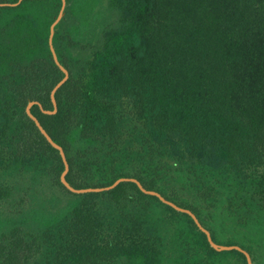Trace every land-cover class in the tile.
Returning <instances> with one entry per match:
<instances>
[{
	"label": "trees",
	"instance_id": "16d2710c",
	"mask_svg": "<svg viewBox=\"0 0 264 264\" xmlns=\"http://www.w3.org/2000/svg\"><path fill=\"white\" fill-rule=\"evenodd\" d=\"M60 4L0 5V264H246L132 181L61 183L25 112L63 75ZM52 43L68 78L31 112L66 180L135 177L264 264V0H65Z\"/></svg>",
	"mask_w": 264,
	"mask_h": 264
},
{
	"label": "water",
	"instance_id": "95a60500",
	"mask_svg": "<svg viewBox=\"0 0 264 264\" xmlns=\"http://www.w3.org/2000/svg\"><path fill=\"white\" fill-rule=\"evenodd\" d=\"M21 0H17L15 2L12 3H8V2H2L0 3V5H16L20 2ZM64 7H65V0H61V4L59 7V10L55 16V18L53 19V21L50 23L49 25V33H48V38H47V42H48V46L51 52V56H52V60L54 61V63L57 65V67L61 70V72L63 73L62 77L52 86V88L50 89L49 92V97H50V101H51V109H45L42 107L41 103L37 100H29L25 106V112L27 114V116L33 120L34 124L36 125V127L38 128V130L40 131V133L44 136V138L47 140V142L54 147L55 149L58 150V153L60 155L62 164H63V168L60 172L59 175V179L61 181V183L70 191L75 192V193H84V192H98V191H103V190H109L113 187H115L118 183H120L121 181H132L134 182L137 187L146 194H150V195H154L156 196L160 201H162L163 203H166L168 205H170L171 207H173L175 210L180 211V212H185L188 215H190V217L193 219L194 223L196 224V226L205 234L206 239L208 241V243L210 244V246L212 248H214L215 250L221 251V250H230V249H236L240 252H242L245 256L246 259V264H252V260L250 257V254L248 253V251H246L244 248H242L241 246H239L238 244H220L215 242L212 237L211 234L209 232V230L207 228H205L201 222L198 220V218L196 217V215L189 209L183 206H180L178 204H176L175 202L165 198L160 192L153 190V189H148L145 188L141 182L135 178V177H131V176H120L118 178H116L113 182H111L108 185H104V186H87V187H74L73 185H71L67 180H66V173L68 171L69 165L65 156V152L62 148V146L60 144H58L57 142H55L51 136L48 134V132L45 130V128L42 126L41 122L38 120V118L31 112V106L33 104H37L40 108V110L44 113L47 114H54L57 110V103H56V99H55V92L56 90L67 80L68 78V70L67 68L60 63V61L58 60L57 54L55 52L53 43H52V37L54 34V27L57 24V22L63 17L64 15Z\"/></svg>",
	"mask_w": 264,
	"mask_h": 264
},
{
	"label": "flooded vegetation",
	"instance_id": "af4514ba",
	"mask_svg": "<svg viewBox=\"0 0 264 264\" xmlns=\"http://www.w3.org/2000/svg\"><path fill=\"white\" fill-rule=\"evenodd\" d=\"M17 1V0H16ZM0 3H2V2H0ZM8 3H12V2H8Z\"/></svg>",
	"mask_w": 264,
	"mask_h": 264
}]
</instances>
